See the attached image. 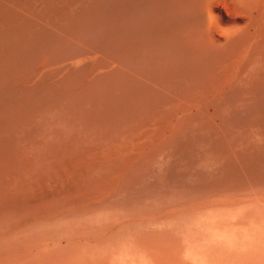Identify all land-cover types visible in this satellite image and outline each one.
Listing matches in <instances>:
<instances>
[{
    "label": "bare ground",
    "instance_id": "obj_1",
    "mask_svg": "<svg viewBox=\"0 0 264 264\" xmlns=\"http://www.w3.org/2000/svg\"><path fill=\"white\" fill-rule=\"evenodd\" d=\"M186 261L264 262V0H0V264Z\"/></svg>",
    "mask_w": 264,
    "mask_h": 264
},
{
    "label": "rangeland",
    "instance_id": "obj_2",
    "mask_svg": "<svg viewBox=\"0 0 264 264\" xmlns=\"http://www.w3.org/2000/svg\"><path fill=\"white\" fill-rule=\"evenodd\" d=\"M186 262H183V263H180V264H188V262L187 263ZM192 263L193 264H228V263H218V262H204V263H195V262H192ZM230 264H232V263H230ZM233 264H240V263H233ZM243 264H264V262H253V263H243Z\"/></svg>",
    "mask_w": 264,
    "mask_h": 264
}]
</instances>
